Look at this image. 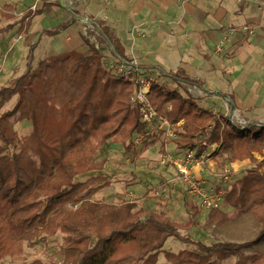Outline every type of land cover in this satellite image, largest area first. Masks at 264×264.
Instances as JSON below:
<instances>
[{
  "label": "trees",
  "instance_id": "obj_1",
  "mask_svg": "<svg viewBox=\"0 0 264 264\" xmlns=\"http://www.w3.org/2000/svg\"><path fill=\"white\" fill-rule=\"evenodd\" d=\"M4 7L0 19L11 9L8 4ZM29 14L25 17L30 18ZM98 26L117 57L125 60L124 51L104 24ZM85 43L87 54L71 50L51 56L0 89V111L18 97L12 110L0 114V261L22 256L26 240L46 246L61 234L62 264H157L170 237L178 238L179 230L199 225L196 207L189 206L193 213L187 224H178L164 212L146 214L136 201L118 207L93 201L96 188L77 180L99 169L95 160L107 153L110 143L129 149L133 133L144 128L131 109L135 85L106 69L99 49L88 40ZM152 92L157 111L174 124L186 121L177 129L178 137L170 140L178 149L200 152L204 143H219L220 167L251 161L224 201L251 215L259 228L249 242L213 246L197 242L201 254L182 250L166 252V258L173 264H221L232 257L238 258L236 264H264L260 252L241 253L264 241V160L259 162L252 154L264 149V126L242 130L191 96L159 83ZM14 119L31 124L32 132L20 137L12 127ZM167 145L162 143L164 148ZM208 219L217 226L230 222L229 214L218 208L210 211Z\"/></svg>",
  "mask_w": 264,
  "mask_h": 264
},
{
  "label": "crops",
  "instance_id": "obj_2",
  "mask_svg": "<svg viewBox=\"0 0 264 264\" xmlns=\"http://www.w3.org/2000/svg\"><path fill=\"white\" fill-rule=\"evenodd\" d=\"M258 1L262 0H251L247 4L235 0H10L7 4L12 7L16 4L19 9L28 4L30 25L35 18L38 27L45 18L55 20L52 28H37L35 45L48 38L51 45L57 41L64 42L67 47L74 44L71 50L87 54L89 46L78 33L79 22L87 19L99 30L98 23H103L110 37L121 46L125 59L137 58L146 74L161 72L157 83L184 97L191 96L209 111L216 109L225 114L228 103L231 111L236 110L249 123L258 124L264 122V8ZM76 19L80 21L73 23ZM246 24H256L259 29L250 37L241 33L230 36L224 51L215 53L216 45L228 29ZM100 34L105 49L100 52L102 58L105 52H110L115 60L112 43L101 30ZM41 62L31 64L32 69ZM184 77L196 84L189 85ZM194 87L191 93L189 88ZM11 101L12 107L8 110L14 108L18 97ZM173 148L174 154L184 152L176 146ZM216 154L206 171L196 173L209 186L219 180L208 181L216 172V160H220ZM252 154L259 162L264 160V149ZM226 165L237 175L252 164L246 159ZM235 174L236 182L244 176L238 178Z\"/></svg>",
  "mask_w": 264,
  "mask_h": 264
},
{
  "label": "rangeland",
  "instance_id": "obj_3",
  "mask_svg": "<svg viewBox=\"0 0 264 264\" xmlns=\"http://www.w3.org/2000/svg\"><path fill=\"white\" fill-rule=\"evenodd\" d=\"M8 2L10 0H0V6H2L0 10L4 9ZM16 3L23 5L21 2ZM23 6L19 9L14 4L11 9L4 11L5 16L0 19V89L9 85L14 78L21 76L23 72L26 73L32 69L31 64H38L46 56L60 55L61 51H71L76 46L73 44L67 47L64 42L59 41L51 45L48 38L42 40L40 45H35L38 42L37 28L39 30L52 28L55 25V20L45 18L38 27L35 18L30 25V19L25 17L28 15V4ZM23 8L25 11L21 13ZM77 20L73 23H78ZM79 23L81 26L78 30L79 35L90 43L97 44L100 52L105 50L102 47L98 27H94L91 21L87 19ZM72 27L70 26V28ZM109 53L105 52L106 56L103 55V63L104 67L114 74L115 60ZM11 102L4 105L0 114L10 111L8 107H12L10 106L12 105ZM58 104H61V99ZM11 123L20 137H25L32 132V125L27 122H18L14 119ZM154 141L157 143L152 144L149 148H145V144L137 150L133 149V145L127 149L124 145L110 143L109 151L101 153L95 160L99 169L94 173L81 175L77 180L87 181L92 188H96L97 192L91 197L93 201L105 202L115 207L127 201H136L146 214L164 212L171 221L178 224H187L193 213L189 206L196 207L200 212L196 218L199 225L179 230L180 237L178 238L170 237L164 246V252L159 255L157 264H173L166 258V252L177 254L182 250H187L201 254L197 242L207 246L226 242L241 244L252 241L256 237L255 233H258L259 228L254 218L249 214L231 209L225 202L221 203L218 209L229 214L230 222L224 226L211 224L208 219L210 212L201 211L198 206L199 199L191 198L186 193L175 167H166L161 164L162 154L165 151L174 154L175 149L173 147L176 145L170 140L155 139ZM161 141L170 145L164 148ZM211 151L208 149L209 153ZM216 162L218 165L215 174L211 176L212 180H208L210 183L219 179L223 170L222 167L219 168L220 160L218 159ZM231 169L235 174L232 167ZM246 171L247 169H244L235 176L240 178ZM165 184L175 186L178 191L167 199L155 196V192ZM128 194L133 196L131 200L127 198ZM143 219L145 220V218ZM184 240H192L194 243H186ZM23 248L22 256L18 258L6 257L0 261V264H32L35 261H40L42 264H62L64 259V240L61 234L51 239L46 246L40 242L33 243L26 240ZM256 252L264 254V241L257 246L241 251L244 255ZM237 260V257H232L222 261L221 264H236Z\"/></svg>",
  "mask_w": 264,
  "mask_h": 264
},
{
  "label": "built area",
  "instance_id": "obj_4",
  "mask_svg": "<svg viewBox=\"0 0 264 264\" xmlns=\"http://www.w3.org/2000/svg\"><path fill=\"white\" fill-rule=\"evenodd\" d=\"M238 3L245 4L251 0H235ZM260 7L264 8V0L258 1ZM91 24L95 27L94 23ZM259 29L256 24H246L239 27H233L226 31L223 39L215 47V53H222L225 49V43L230 36L236 33H241L245 37L254 35ZM97 49L99 46L94 44ZM114 75L124 79L135 85L136 89L131 96V109L137 114L140 122L144 125L143 130H138L133 133L132 147L137 150L143 145L154 141L155 139L173 140L178 137V130L185 126V120H180L176 124L172 123L164 113H160L153 106V85L158 82L161 76L160 71H154L146 74L137 58L119 59L115 56ZM194 88H189V91L194 92ZM227 112L221 114L216 109L211 112L217 116L225 117L229 122L236 127L245 130L250 127H263L264 122L251 124L243 119L238 111H231L228 103L226 104ZM210 129V127H209ZM202 151L196 149H187L181 154H169L165 151L162 155L161 164L166 167L173 166L177 171L178 178L183 182L186 193L191 198L199 199V208L201 211L210 212L213 209L220 207L224 202L225 197L231 187L235 184L234 172L229 165H225L217 183L209 186L203 178L197 177L196 173H203L208 166L212 165V158L220 150L219 143L203 144ZM213 149L211 153L208 149ZM177 192L175 186L166 185L160 186L155 192V196L161 198H169ZM127 198L131 200L132 195L128 194Z\"/></svg>",
  "mask_w": 264,
  "mask_h": 264
},
{
  "label": "water",
  "instance_id": "obj_5",
  "mask_svg": "<svg viewBox=\"0 0 264 264\" xmlns=\"http://www.w3.org/2000/svg\"><path fill=\"white\" fill-rule=\"evenodd\" d=\"M84 20V18H82Z\"/></svg>",
  "mask_w": 264,
  "mask_h": 264
}]
</instances>
